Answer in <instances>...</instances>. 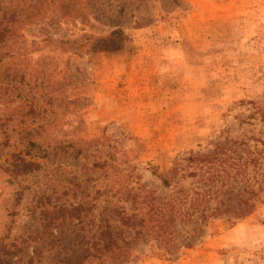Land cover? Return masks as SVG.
<instances>
[{"label": "rangeland", "instance_id": "374dc122", "mask_svg": "<svg viewBox=\"0 0 264 264\" xmlns=\"http://www.w3.org/2000/svg\"><path fill=\"white\" fill-rule=\"evenodd\" d=\"M0 2L2 7L15 3ZM58 21V16L45 14L21 33L26 41L37 42L45 35L58 38L81 32L105 40L95 53L60 55L56 76L47 88L57 110L48 118L54 125L44 137L64 141L65 146V141L80 140L84 153L77 166H71L77 160H72L75 152L67 147L68 163L39 159L37 171L10 182L0 146V238L8 228L10 237L33 233L36 222L28 207L39 198L49 201L47 206L77 203L82 195L77 185L88 173L84 169L95 164L133 168L132 175L140 174L141 179L132 176V186L166 198L172 189L147 171L149 165L165 172L189 154L213 158L221 153V162L211 169H224L233 176L237 159L254 160L255 146L264 143V0H196L195 4L104 0L85 11L81 20ZM115 31L118 37L111 35ZM161 51L176 55L157 60ZM144 53L153 56L145 58ZM37 57L33 54L34 60ZM55 63L51 62L53 70ZM39 97L40 92L33 91L27 100L0 101V121L9 124L8 130L0 127V143L4 129L9 132L20 125L30 99L46 103ZM253 169L251 162L249 170ZM235 180L236 176L228 180L219 198L237 200ZM191 181L181 180L176 187H187ZM16 191H22L23 198L11 216ZM99 211L94 209L96 218ZM230 215L214 220L190 248L179 247L178 241L172 259L152 256L148 243L139 244L133 252L140 255L135 264H264V205L234 223L225 221ZM174 228L184 233L188 227L176 223ZM46 261L47 256L40 264ZM7 264L23 262L14 257Z\"/></svg>", "mask_w": 264, "mask_h": 264}, {"label": "trees", "instance_id": "16d2710c", "mask_svg": "<svg viewBox=\"0 0 264 264\" xmlns=\"http://www.w3.org/2000/svg\"><path fill=\"white\" fill-rule=\"evenodd\" d=\"M11 1L15 3L10 7H2L0 2V101L4 98H11L9 102L27 100L35 91L40 92L38 101L43 99L46 103L30 99L20 125L9 132L4 129L2 133L4 141L0 146L4 147L10 182L37 171L39 159L50 164L68 163L67 147L75 152L72 160H77L71 166H77L84 153L77 142L80 140L65 141V146L64 141L44 137V131L54 125L48 118L57 110L47 88L56 76L60 55L92 54L105 43L87 32L58 38L45 35L40 42L26 41L21 33L26 26L45 19V14L58 16L62 22L81 20L85 11H91L104 0ZM138 26L136 22L135 28ZM119 34L115 31L111 35L118 37ZM33 54H38L35 60ZM53 61L56 62L54 70L51 69ZM24 91L27 93L22 95ZM0 123H3L1 128L9 125L8 121ZM218 154L213 158L206 154H189L178 158L165 172L149 165L147 171L164 188L172 189L166 198L154 196L153 191L143 186H132L131 179H141L140 174L132 175L133 168L112 169L105 163L86 168L85 179L77 185V188L82 187L77 203L47 206L49 201L44 203L39 198L28 207L36 222L33 233L25 234L27 237L22 234L10 237L9 228L6 229L0 238V261L7 264L16 257L17 262L23 264H40L47 256L49 261L42 264H135L140 255L133 252L142 243H148L150 255L172 259L178 241L179 247L190 248L193 239L214 220L230 212L233 215L225 221L234 223L264 205V143L255 146L254 160L246 157L236 160L238 168L233 176L224 169H211L214 163L221 162V153ZM251 162L255 163L252 171L249 170ZM234 176L239 186L237 200L219 198ZM181 180H195L199 186L191 181L187 187L178 189L176 185ZM91 194L92 198L88 199ZM22 198L23 192L16 191L12 211H9L11 216L17 213L14 208L19 207ZM97 208H100L98 218L94 216ZM176 223L188 228L184 233L178 232L174 228ZM23 256H27L25 262Z\"/></svg>", "mask_w": 264, "mask_h": 264}, {"label": "crops", "instance_id": "0c3cea01", "mask_svg": "<svg viewBox=\"0 0 264 264\" xmlns=\"http://www.w3.org/2000/svg\"><path fill=\"white\" fill-rule=\"evenodd\" d=\"M189 1H191L193 4H195V1L196 0H189ZM174 52H160L157 56H155L156 58H157V60H158V58H161V59H165V60H167V59H169V58H173L176 54H174ZM151 56H153V55H149L148 53H144V57L146 58H149V57H151ZM154 62V61H153ZM147 90V92H148V90L149 89H146ZM151 92H153V90H151ZM151 92H150V94L149 93H147L148 95H147V97H148V99L150 98L149 96L151 95Z\"/></svg>", "mask_w": 264, "mask_h": 264}]
</instances>
